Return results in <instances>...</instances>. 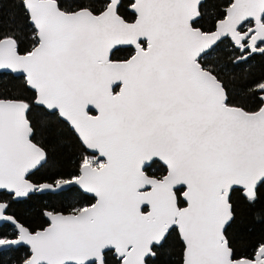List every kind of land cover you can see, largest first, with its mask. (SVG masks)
Instances as JSON below:
<instances>
[{"label": "snow or ice", "instance_id": "snow-or-ice-1", "mask_svg": "<svg viewBox=\"0 0 264 264\" xmlns=\"http://www.w3.org/2000/svg\"><path fill=\"white\" fill-rule=\"evenodd\" d=\"M9 2L0 72L22 84L0 81V190L93 202L44 209L33 230L0 200L17 229L0 246H29L23 264H170L176 236L180 264H264V236L238 250L232 235L233 196L264 203V76L237 88L230 72L264 54V0H18L22 19ZM226 41L239 55L213 62ZM45 136L81 151L69 178L38 184Z\"/></svg>", "mask_w": 264, "mask_h": 264}, {"label": "trees", "instance_id": "trees-1", "mask_svg": "<svg viewBox=\"0 0 264 264\" xmlns=\"http://www.w3.org/2000/svg\"><path fill=\"white\" fill-rule=\"evenodd\" d=\"M127 3V0H124ZM219 4H224L225 0H217ZM6 9L16 19H22L21 9L18 7V0H11L6 5ZM131 18V17H129ZM8 19L7 12L5 13V20ZM206 26H208L206 24ZM128 55V51H122L121 57ZM238 52L234 51L226 41L221 45L220 50L215 53V59L223 61L225 64H231V59ZM231 75L235 77V86L239 88L243 84L250 83L253 79H258L264 76V54L253 53L248 62L242 65L241 68L235 69L233 72L230 68ZM247 76V79L241 77ZM229 79V77H226ZM0 81L8 84L9 87L15 85L19 87L22 84L20 79H14L13 74H3L0 72ZM30 95V93H29ZM45 143L49 150L50 160L48 165L36 171L34 175H30L33 183H52L58 178H69L70 173L76 172L75 159L78 157L81 148L79 144L72 140L71 147L66 144L58 143L50 136L38 137ZM151 174L162 175L164 168L161 163H156L151 169ZM0 200L8 201L10 204L9 214L14 215L17 220L25 224L31 229H39L47 226V218L41 215L44 209L53 211H62L67 213L72 207H78L83 204L93 202L90 195L85 194L79 188L73 186L72 190H62L59 192L45 191L43 193L30 194V198L24 200H12L8 193L0 192ZM237 211V222L232 230V235L239 243L238 250L250 249V245L254 243L261 236H264V203L255 206H249L237 192L233 196ZM17 229L10 223H3L0 225V237L8 239L16 238ZM170 264H180L181 259V242L178 237L174 236L169 247ZM30 255L29 248L25 245L18 247H11L0 251V264H22L25 258Z\"/></svg>", "mask_w": 264, "mask_h": 264}, {"label": "water", "instance_id": "water-1", "mask_svg": "<svg viewBox=\"0 0 264 264\" xmlns=\"http://www.w3.org/2000/svg\"><path fill=\"white\" fill-rule=\"evenodd\" d=\"M62 190H65V189H58V190H56V191H54V192H59V191H62ZM81 190V189H80ZM82 191V190H81ZM0 192H5V191H3V190H0ZM83 192V191H82ZM86 194V193H85ZM88 195H90V194H88ZM3 223H10V222H7V221H0V225L1 224H3ZM11 224V223H10ZM12 225V224H11ZM14 226V225H13ZM15 227V226H14ZM18 246H20V245H11V246H0V249H2V250H5V249H9V248H11V247H18ZM25 246H27V245H25ZM28 248H29V246H27ZM2 250H0V251H2ZM29 251H30V248H29ZM31 254V253H30ZM23 264V263H22Z\"/></svg>", "mask_w": 264, "mask_h": 264}]
</instances>
